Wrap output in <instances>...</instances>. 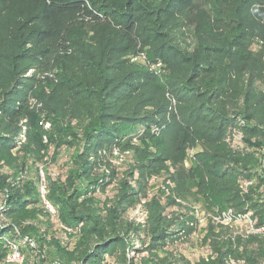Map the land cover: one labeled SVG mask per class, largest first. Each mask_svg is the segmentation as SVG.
Segmentation results:
<instances>
[{"label":"trees","instance_id":"16d2710c","mask_svg":"<svg viewBox=\"0 0 264 264\" xmlns=\"http://www.w3.org/2000/svg\"><path fill=\"white\" fill-rule=\"evenodd\" d=\"M143 53L149 69L130 57ZM38 113L75 151L47 194L55 215L34 181L0 171V264L12 244L25 264H171L168 249L199 229L195 207L213 200L264 227V0H0V170L43 163L22 126ZM234 131L250 151L226 144ZM115 151L133 153L121 178ZM164 174L167 203H143ZM116 183L112 207L100 206ZM140 205L144 225L123 221ZM51 216L75 248L48 236ZM209 230L214 259L197 264H264L263 236Z\"/></svg>","mask_w":264,"mask_h":264},{"label":"rangeland","instance_id":"374dc122","mask_svg":"<svg viewBox=\"0 0 264 264\" xmlns=\"http://www.w3.org/2000/svg\"><path fill=\"white\" fill-rule=\"evenodd\" d=\"M155 1V0H153ZM256 46L253 47L256 50ZM132 61L136 63L139 67L150 68V60L148 58L147 53H143L140 56H130ZM161 80L164 81L166 79V74L161 73L160 76ZM48 86V85H47ZM22 126H28L27 128L31 129L33 134L42 141L43 146V153H44V160L42 164L36 165L32 161L26 164L25 169L17 173L16 168H9L5 167L1 169V173L10 175V180L18 179L25 182L29 180L34 181L36 186H40L42 183V173L40 172V176L37 175L38 167H40L43 171L45 184L48 190L50 191V186L52 181L57 180V178L63 176L69 166L70 157L75 151V147L65 144L64 140H72L70 137L62 138L61 132L57 125H52L49 121L46 120L44 115L38 113L32 117H27L22 121ZM32 126V127H31ZM25 132H27L25 127H22V131L20 133V143L24 142L25 140ZM226 144L231 149H245L250 151L243 139L242 133L237 131L231 132L226 138ZM155 148V147H154ZM201 144L196 142L193 148H191L185 156V164L186 166H190L191 160L195 154L201 152ZM262 152V151H261ZM133 153H128L127 155L122 154V156L117 155L115 156V165L118 167L119 176L120 178L124 174V172L129 168L130 164L132 163ZM264 166V163H263ZM13 173V174H12ZM167 179V175H162L160 177H154L151 180L150 184V192H149V199L145 200L143 203L147 202L148 200H152V198H160L161 201L166 204L167 199L162 192L164 191L165 180ZM112 185L105 194L98 195L100 199V206H107L112 207V202L114 201V197L117 193V186ZM249 184L245 183L243 186L247 187ZM42 204V203H41ZM186 204H183L185 206ZM182 206L172 207L169 208L167 213L172 214L176 212H184V209L181 208ZM197 210V216L200 220V225L197 233H195L191 240L187 243H178L174 247H170L168 250L172 254V263L171 264H197L201 260L208 261L210 259H214V254L208 245L207 236L210 232V226H215L219 228V226H224L227 228L230 235L233 236H243L246 237L250 232L251 228H253L254 224L256 223L254 219L250 216L239 217L235 218L229 213V210H222L221 204L213 200V203L209 205H198L195 207ZM51 228L49 237H55L60 239L67 244L69 249L75 248V240H77L76 233L62 225L59 221L58 216H51ZM123 221L127 223H133L135 225H144L147 219L146 209L143 205L138 206L135 209L128 210L122 217ZM6 222V218L0 213V223ZM143 239V236L141 237ZM24 242H27L24 241ZM29 242V241H28ZM30 243V242H29ZM32 244V243H31ZM141 240L137 239V237H133V247L134 249H141ZM22 245H24L22 243ZM36 245V244H35ZM10 250V249H9ZM9 254V253H7ZM21 256L23 259L10 263V264H25V260L27 259L26 255ZM8 256V255H7ZM6 256V257H7ZM144 253H133L129 254V257H134L135 262L142 260L144 258ZM1 257V253H0ZM68 257L66 256L64 260ZM30 260L34 259V254L30 255ZM5 264V263H1ZM72 264H77V261L74 260ZM230 264H245L243 262H231Z\"/></svg>","mask_w":264,"mask_h":264},{"label":"built area","instance_id":"2783aa9c","mask_svg":"<svg viewBox=\"0 0 264 264\" xmlns=\"http://www.w3.org/2000/svg\"><path fill=\"white\" fill-rule=\"evenodd\" d=\"M128 153H125V155H127ZM114 155L117 156V155H120L122 156L121 153L115 151L114 152ZM42 173V183H40V186H39V193H40V197H41V200L43 202V204L45 205V207L48 209V211L52 214V215H55L56 214V210L55 208L50 204V202L48 201L47 199V194H48V190H47V187H46V184H45V179H44V175H43V171L41 170L40 171ZM41 175V174H40ZM229 213H232L231 211ZM252 234H258V235H261L264 237V227H261L259 229H256L254 226L253 228H251V232ZM23 259V256H21L20 254V250H19V247L15 244H12L10 245V250H9V254L8 256L6 257V260L5 262L10 264V263H14V262H18L20 260Z\"/></svg>","mask_w":264,"mask_h":264}]
</instances>
